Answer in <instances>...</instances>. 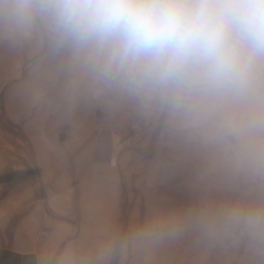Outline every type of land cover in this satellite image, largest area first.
Here are the masks:
<instances>
[{
    "label": "clouds",
    "instance_id": "1",
    "mask_svg": "<svg viewBox=\"0 0 264 264\" xmlns=\"http://www.w3.org/2000/svg\"><path fill=\"white\" fill-rule=\"evenodd\" d=\"M0 38L46 39L92 85L166 108L264 182V0H0ZM194 219L264 244V202Z\"/></svg>",
    "mask_w": 264,
    "mask_h": 264
},
{
    "label": "crops",
    "instance_id": "2",
    "mask_svg": "<svg viewBox=\"0 0 264 264\" xmlns=\"http://www.w3.org/2000/svg\"><path fill=\"white\" fill-rule=\"evenodd\" d=\"M28 82L32 96L11 117V124L26 118L27 151L16 136L5 149L0 142V264H103V253L124 244L130 182L148 204L156 200L147 191L179 163L191 182L201 172L203 186L210 172L233 173L214 145L166 108L96 87L68 61L46 74L35 67ZM233 180L258 186V179Z\"/></svg>",
    "mask_w": 264,
    "mask_h": 264
},
{
    "label": "rangeland",
    "instance_id": "3",
    "mask_svg": "<svg viewBox=\"0 0 264 264\" xmlns=\"http://www.w3.org/2000/svg\"><path fill=\"white\" fill-rule=\"evenodd\" d=\"M66 61L51 49L46 39L15 43L0 38V142L3 149L16 136L19 149L27 151L23 129L26 118L11 124V117L22 110L21 101L32 96L31 83H22L28 73L35 67L41 74L50 69L58 71ZM184 151L185 147L179 146L178 153ZM181 158H185L184 155H178V159ZM111 165H115V160ZM175 168L176 171L167 169L160 185L147 191L156 200L153 203L138 202L143 193L132 188L130 182V203L123 204L130 211V218L123 221L124 244L122 250L121 246L114 245L112 251L103 253L106 257L103 264H264V244L241 232L209 234L194 219L202 210L226 206L247 208L264 202V182L258 180V186L239 187L233 178L244 175L227 170L222 177L223 172L217 170L209 173L210 186H203L201 172H194L191 182L187 165L179 163ZM148 211L151 213H146ZM178 219L181 220L178 225L160 227L161 222ZM87 262L85 259L84 263Z\"/></svg>",
    "mask_w": 264,
    "mask_h": 264
},
{
    "label": "built area",
    "instance_id": "4",
    "mask_svg": "<svg viewBox=\"0 0 264 264\" xmlns=\"http://www.w3.org/2000/svg\"><path fill=\"white\" fill-rule=\"evenodd\" d=\"M103 129H104L103 126L100 125L99 128H98V130H97V135L100 136L103 133Z\"/></svg>",
    "mask_w": 264,
    "mask_h": 264
}]
</instances>
